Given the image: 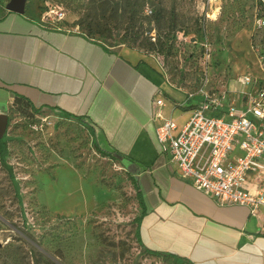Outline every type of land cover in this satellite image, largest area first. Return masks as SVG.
<instances>
[{"label": "rangeland", "instance_id": "374dc122", "mask_svg": "<svg viewBox=\"0 0 264 264\" xmlns=\"http://www.w3.org/2000/svg\"><path fill=\"white\" fill-rule=\"evenodd\" d=\"M129 1L138 3L134 19ZM9 2L0 0V6ZM49 2L65 8L62 26L74 32L112 16L105 44L154 57L178 93L180 86L194 89L199 76L204 38L196 34L198 19H205L212 47L213 88L235 85L245 74L264 77L251 49L254 0H28L26 13L41 16ZM24 110L11 108L3 134L0 264H181L151 256L137 243L142 209L130 174L121 159L96 152L88 125L45 112L28 118Z\"/></svg>", "mask_w": 264, "mask_h": 264}, {"label": "crops", "instance_id": "0c3cea01", "mask_svg": "<svg viewBox=\"0 0 264 264\" xmlns=\"http://www.w3.org/2000/svg\"><path fill=\"white\" fill-rule=\"evenodd\" d=\"M172 85L154 57L45 28L39 14L0 6V115L9 119L15 103L26 102L50 116L84 120L101 148L122 157L142 193L144 249L186 264H264V208L253 215L221 206L180 177L159 143L157 99L179 127L190 117L184 93ZM229 91L230 102L243 101L236 82Z\"/></svg>", "mask_w": 264, "mask_h": 264}, {"label": "built area", "instance_id": "2783aa9c", "mask_svg": "<svg viewBox=\"0 0 264 264\" xmlns=\"http://www.w3.org/2000/svg\"><path fill=\"white\" fill-rule=\"evenodd\" d=\"M258 3L264 5V0H255L251 13L253 34L264 29ZM66 15L64 7L49 2L40 22L45 28L73 32L62 26ZM200 24L204 42L198 64L199 81H195L194 89L189 87L192 84L178 88L185 95L183 106L191 108L190 117L179 127L172 118L165 117V100L157 99L153 110L154 118L161 122L157 138L170 153L183 180L221 206L247 207L255 215L264 208V86L260 85L264 77L255 79L248 74L237 77L235 82L243 90L240 103L229 101V87L213 88L212 47L205 19ZM252 51L264 72V51L262 54L259 50ZM160 66L165 70L164 63ZM30 126L32 130H39L37 124ZM238 151L242 154L238 155Z\"/></svg>", "mask_w": 264, "mask_h": 264}, {"label": "trees", "instance_id": "16d2710c", "mask_svg": "<svg viewBox=\"0 0 264 264\" xmlns=\"http://www.w3.org/2000/svg\"><path fill=\"white\" fill-rule=\"evenodd\" d=\"M136 1H139V0H136ZM254 6H255V0H254ZM258 6H259V9H260V16L264 18V5L262 3H258ZM137 8H138V3L137 2H131V1L128 2L127 9H128V12H131V14H132L131 18H133V19L135 17ZM242 16L245 17L244 13H242ZM246 18H247V15H246ZM113 20H114V18L112 16H110V17L104 16L102 19H100L98 21L99 22L98 24H100V22H102V26L103 27H97L98 24L95 25L92 22H87L86 25L80 24L79 26L83 30V32H81V33L85 34L88 38H91V39H94V40H95L94 37L97 36L99 38V40L97 39V41H100L103 44H105V42L103 40H106L109 37L107 35V33H109L107 31L108 30V25H110L113 22ZM155 20L160 25L161 22H162V13H157ZM176 20L174 22L173 30L177 27ZM132 21H134V20H132ZM199 22H200V20L198 19V29H197L196 34H201V30L202 29H201V24H199ZM252 25H253V22H252ZM252 30H253V27L251 28V31ZM136 42L137 41H135V43ZM251 43H252L251 44V49L253 48L254 50H259L260 54L263 53V51H264V29L256 31L255 34H253V33L251 34ZM149 45L153 46V43H150ZM196 80L199 81L198 78ZM260 85L264 86V81H260ZM15 105L18 106V107L21 106L22 108H24L25 109L24 111H26V112H20V113L27 114L26 117H28V118H32L33 115L36 116L37 114L41 113V111H39V110L38 111L37 110H33L31 108V106L28 103H26V102H17V103H15ZM75 120L79 121L82 124L88 125L87 123H85L84 120H82L80 118H76ZM93 144H94V147L96 149V152L98 154H100L102 157L110 158V159H113V158L121 159L122 158V157H120L117 154L108 152V151L104 150L103 148H101L100 145L98 144L95 136L93 137ZM7 149H8L7 142L4 141L3 137L0 138V156H5L6 153H7ZM131 181H132V183H133V185L135 187V190L137 192V199H138L139 206L142 209L141 215L135 219V221H136L135 237H136L137 243L142 248H144V245L141 243L140 238H139V228H140V221L142 220V217L144 216L146 210L144 209V201H143L142 193L139 190L136 181L132 177H131ZM145 251L148 252L151 256H154V257H169V258L174 259L175 261L181 262V264H186L184 261H181L180 259H177L176 257H174L172 255L156 253V252L150 251L148 249H145ZM12 263L13 264H17L16 260H14Z\"/></svg>", "mask_w": 264, "mask_h": 264}, {"label": "water", "instance_id": "95a60500", "mask_svg": "<svg viewBox=\"0 0 264 264\" xmlns=\"http://www.w3.org/2000/svg\"><path fill=\"white\" fill-rule=\"evenodd\" d=\"M27 3L28 0H10L7 10L17 15H23L25 13ZM8 124V117L6 115H0V138L3 137V134L7 130Z\"/></svg>", "mask_w": 264, "mask_h": 264}]
</instances>
